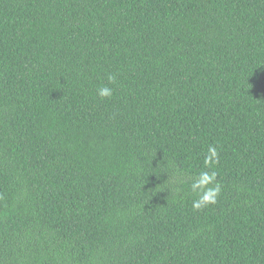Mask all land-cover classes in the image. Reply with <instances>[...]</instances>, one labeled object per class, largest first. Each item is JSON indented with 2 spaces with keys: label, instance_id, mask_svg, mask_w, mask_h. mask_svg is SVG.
<instances>
[{
  "label": "trees",
  "instance_id": "16d2710c",
  "mask_svg": "<svg viewBox=\"0 0 264 264\" xmlns=\"http://www.w3.org/2000/svg\"><path fill=\"white\" fill-rule=\"evenodd\" d=\"M0 264H264V0H0Z\"/></svg>",
  "mask_w": 264,
  "mask_h": 264
},
{
  "label": "clouds",
  "instance_id": "9594fccd",
  "mask_svg": "<svg viewBox=\"0 0 264 264\" xmlns=\"http://www.w3.org/2000/svg\"><path fill=\"white\" fill-rule=\"evenodd\" d=\"M107 80L109 84L114 83L116 76L108 74ZM97 92L100 98H111L113 95V90L107 85L100 87ZM218 163L219 153L217 147L214 145L209 146L204 158V167L209 170L200 171L190 186L192 193H195L198 197L192 201V207L196 211L217 203L221 195L222 185L217 180V172L211 170Z\"/></svg>",
  "mask_w": 264,
  "mask_h": 264
}]
</instances>
